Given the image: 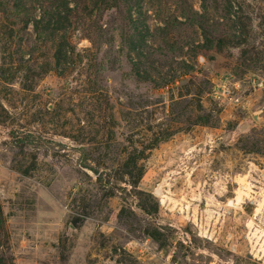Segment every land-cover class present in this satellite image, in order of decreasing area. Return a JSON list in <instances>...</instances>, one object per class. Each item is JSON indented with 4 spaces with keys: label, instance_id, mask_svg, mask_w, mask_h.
Returning a JSON list of instances; mask_svg holds the SVG:
<instances>
[{
    "label": "rangeland",
    "instance_id": "rangeland-1",
    "mask_svg": "<svg viewBox=\"0 0 264 264\" xmlns=\"http://www.w3.org/2000/svg\"><path fill=\"white\" fill-rule=\"evenodd\" d=\"M0 264H264V0H0Z\"/></svg>",
    "mask_w": 264,
    "mask_h": 264
},
{
    "label": "bare ground",
    "instance_id": "bare-ground-1",
    "mask_svg": "<svg viewBox=\"0 0 264 264\" xmlns=\"http://www.w3.org/2000/svg\"><path fill=\"white\" fill-rule=\"evenodd\" d=\"M165 181L163 180V183H164ZM162 187V185H160L156 190H155V192H156V194H158V195H160L161 194V188ZM228 205L229 206H233L234 205V203H233V201L231 200L229 203H228Z\"/></svg>",
    "mask_w": 264,
    "mask_h": 264
}]
</instances>
